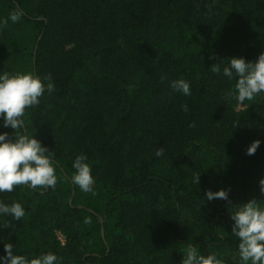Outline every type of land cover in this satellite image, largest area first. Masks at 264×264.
<instances>
[{"label":"trees","instance_id":"obj_1","mask_svg":"<svg viewBox=\"0 0 264 264\" xmlns=\"http://www.w3.org/2000/svg\"><path fill=\"white\" fill-rule=\"evenodd\" d=\"M17 9L0 29V73L51 74L54 91L26 109L21 131L49 149L58 182L0 193L26 210L0 216V255L12 243L57 264H180L192 244L240 264L230 214L264 200V93L239 103L235 79L210 67L264 51V0H0V19ZM82 153L94 193L70 180ZM220 189L228 201L206 199Z\"/></svg>","mask_w":264,"mask_h":264},{"label":"clouds","instance_id":"obj_2","mask_svg":"<svg viewBox=\"0 0 264 264\" xmlns=\"http://www.w3.org/2000/svg\"><path fill=\"white\" fill-rule=\"evenodd\" d=\"M23 16L20 10H13L6 19H0V29L5 27L9 20L17 23ZM209 59H218L215 54ZM225 61H227L225 63ZM215 74L226 77L229 81L235 79L230 95L239 103L245 100L252 101L264 93V51H261L255 61L247 60L243 56H231L219 59L210 67ZM175 91L184 96L191 95L190 83L185 79L171 81ZM51 74L43 77L29 72H2L0 73V127L14 130L0 132V193L12 192L15 186H26L31 189L38 187L55 188L58 177L53 166L52 154L42 142L21 129L26 127L24 120L27 108L40 104V98L47 91H54ZM187 112L188 106H181ZM262 141L254 140L247 149L248 155H254ZM163 155V150L156 152ZM72 168L71 182L85 193H94L95 178L92 167L85 154L76 156ZM193 183L200 184L201 174H193ZM259 190L264 195V178L259 180ZM230 189L206 191V199L212 201L221 199L228 201ZM26 214L25 207L18 201L6 203L0 200V216L12 217L20 220ZM233 221L231 234L238 238V252L240 264H264V200L251 199L236 204L230 214ZM87 222V221H86ZM4 254L0 255V264H57L58 257L53 252H42L28 258L18 255L12 243L4 244ZM183 259L180 264H224L216 253L203 255L198 248L189 244L183 250Z\"/></svg>","mask_w":264,"mask_h":264},{"label":"rangeland","instance_id":"obj_3","mask_svg":"<svg viewBox=\"0 0 264 264\" xmlns=\"http://www.w3.org/2000/svg\"><path fill=\"white\" fill-rule=\"evenodd\" d=\"M60 237H61V239H63V240H64V237H63V235H62V234H60Z\"/></svg>","mask_w":264,"mask_h":264},{"label":"built area","instance_id":"obj_4","mask_svg":"<svg viewBox=\"0 0 264 264\" xmlns=\"http://www.w3.org/2000/svg\"><path fill=\"white\" fill-rule=\"evenodd\" d=\"M61 238V237H60ZM62 241H64L63 239H61Z\"/></svg>","mask_w":264,"mask_h":264}]
</instances>
